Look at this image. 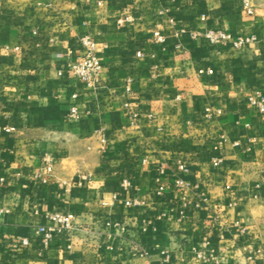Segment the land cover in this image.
<instances>
[{"label": "crops", "instance_id": "0c3cea01", "mask_svg": "<svg viewBox=\"0 0 264 264\" xmlns=\"http://www.w3.org/2000/svg\"><path fill=\"white\" fill-rule=\"evenodd\" d=\"M240 1L0 0V264H241L243 247L264 264V114L248 103L264 96V0L252 14ZM207 27L256 41L236 50L190 37ZM85 34L102 63L93 86L65 67ZM44 154L47 185L32 177ZM52 211L75 225L41 250L35 228Z\"/></svg>", "mask_w": 264, "mask_h": 264}, {"label": "built area", "instance_id": "2783aa9c", "mask_svg": "<svg viewBox=\"0 0 264 264\" xmlns=\"http://www.w3.org/2000/svg\"><path fill=\"white\" fill-rule=\"evenodd\" d=\"M241 7L247 14L253 13V5L251 0H241ZM125 21H130L131 17L126 16L124 18ZM122 21V20H120ZM35 34V31L33 32ZM190 37L194 40L201 39L208 47L217 48L221 46H226L231 49H243L246 48L250 43L256 41V36L254 34H233L229 31L215 29L211 27L205 28L203 31H192L190 33ZM153 41L155 43H163L165 42V37L161 34V32L157 29L153 33ZM262 47L264 50V38L261 39ZM19 47H15L14 50H18ZM138 56H141L142 53L140 51L137 52ZM65 67L67 72L76 79L79 83L84 84L86 86H93L99 80V75L102 70V63L98 56L96 41L90 35H79L75 37L74 45L72 49L67 53ZM199 74H213V70L211 68L198 69ZM58 75H62V70L58 71ZM70 101L67 107V117L70 120L79 119L80 115L77 110L76 99L77 94L73 93L70 97ZM248 103L252 106H255L257 110L264 114V96L255 93L254 96L248 98ZM126 107L129 106L128 103L124 104ZM4 131L9 134L12 132L11 127H6ZM238 144V143H236ZM43 165L36 169L33 172V180L39 182L41 184H49L51 178L53 176V160L50 155L44 154L41 157ZM214 162L216 164L222 163V159L220 157L215 158ZM177 173L188 174L189 167L186 163L179 162L177 164ZM5 183V178L1 172V161H0V185ZM174 183L178 186H183L185 182L176 178ZM63 184H65L63 182ZM78 185H81V181H78ZM187 184V183H186ZM121 185L124 188H128L131 186L130 182L127 180H123ZM257 189H261L259 185L256 186ZM113 200H116V196L113 195ZM106 201H102V205H106ZM124 206L131 207L135 205H140V199H126L122 203ZM2 211L0 210V215ZM182 214V213H180ZM47 224H40L35 228L34 235L38 238L39 244L42 249H46L49 247L53 236L55 234H67L70 233L74 228V214L72 212H61V211H52L47 214ZM151 224L148 221H143L142 225H144V229ZM106 227L113 228L118 226V222L114 220H108L105 223ZM155 231V228L153 227ZM239 233L244 236L245 229L241 228ZM18 244L20 247L25 248L29 245V237L27 235H23L20 237ZM245 254L244 259L241 264H256L258 258L262 256L263 252L260 248L254 250H248L246 247H243ZM149 254L148 250H142L140 255L147 256ZM163 262H169V256L167 253L162 252ZM201 257L200 255H198ZM204 259L203 257H201Z\"/></svg>", "mask_w": 264, "mask_h": 264}, {"label": "rangeland", "instance_id": "374dc122", "mask_svg": "<svg viewBox=\"0 0 264 264\" xmlns=\"http://www.w3.org/2000/svg\"><path fill=\"white\" fill-rule=\"evenodd\" d=\"M123 180H124V179H123ZM123 180H122V181H123ZM125 180L129 181L128 179H125ZM129 182H130V181H129ZM121 183H122V182H121ZM130 184H131V183H130Z\"/></svg>", "mask_w": 264, "mask_h": 264}]
</instances>
